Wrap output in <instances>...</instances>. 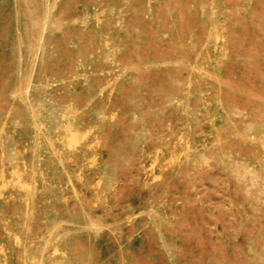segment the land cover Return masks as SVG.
I'll use <instances>...</instances> for the list:
<instances>
[{
    "label": "rangeland",
    "instance_id": "1",
    "mask_svg": "<svg viewBox=\"0 0 264 264\" xmlns=\"http://www.w3.org/2000/svg\"><path fill=\"white\" fill-rule=\"evenodd\" d=\"M0 264H264V0H0Z\"/></svg>",
    "mask_w": 264,
    "mask_h": 264
}]
</instances>
